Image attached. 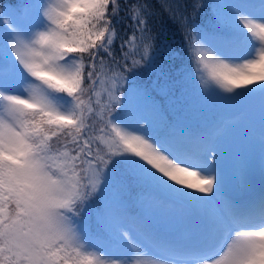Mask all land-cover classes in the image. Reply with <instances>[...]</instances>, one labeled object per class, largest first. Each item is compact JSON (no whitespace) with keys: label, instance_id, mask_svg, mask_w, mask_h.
Returning <instances> with one entry per match:
<instances>
[{"label":"snow or ice","instance_id":"1","mask_svg":"<svg viewBox=\"0 0 264 264\" xmlns=\"http://www.w3.org/2000/svg\"><path fill=\"white\" fill-rule=\"evenodd\" d=\"M156 4L0 0V264H264V0Z\"/></svg>","mask_w":264,"mask_h":264},{"label":"trees","instance_id":"2","mask_svg":"<svg viewBox=\"0 0 264 264\" xmlns=\"http://www.w3.org/2000/svg\"><path fill=\"white\" fill-rule=\"evenodd\" d=\"M151 2L156 5L157 10L159 11V5L156 4V0H151ZM160 28H163L167 31L168 35L172 38L173 43L178 48H180L181 52H183L184 49L182 45V34L178 31L177 26L172 24V22L168 20L167 14L162 13L161 16L155 21V27L153 31L156 32Z\"/></svg>","mask_w":264,"mask_h":264}]
</instances>
